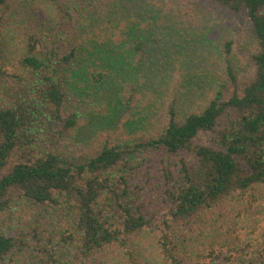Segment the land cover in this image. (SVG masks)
I'll return each mask as SVG.
<instances>
[{
	"label": "trees",
	"instance_id": "trees-1",
	"mask_svg": "<svg viewBox=\"0 0 264 264\" xmlns=\"http://www.w3.org/2000/svg\"><path fill=\"white\" fill-rule=\"evenodd\" d=\"M179 63L205 71L177 97L165 88L151 128L100 127ZM113 76L110 100L86 102ZM260 204L264 0H0V264H206L194 251L218 257L214 241ZM207 228L195 250L188 230ZM258 233L221 264H264Z\"/></svg>",
	"mask_w": 264,
	"mask_h": 264
},
{
	"label": "rangeland",
	"instance_id": "rangeland-1",
	"mask_svg": "<svg viewBox=\"0 0 264 264\" xmlns=\"http://www.w3.org/2000/svg\"><path fill=\"white\" fill-rule=\"evenodd\" d=\"M229 24L233 27V34L232 37L234 39H236V45L235 47H233V52H234V56L232 55V60L234 61V65H236V69L237 70H243L245 69L247 63H248V58H247V50L244 47H239V39L242 37V33L239 29H236L235 25H233L232 21H229ZM235 28V29H234ZM206 28L205 26L202 27L200 29V32L205 31ZM218 27H216V29H214L211 32V38L215 39L218 38ZM114 57H117V59L122 58L125 56V58H122L121 61H124L125 63V67H127V60H128V55L127 54H121L119 53V51H117L116 53H114ZM236 56V57H235ZM153 59H155V61L159 62L165 59V53L163 50V45H161L158 49L157 52H155L153 54ZM149 62V61H146ZM211 62L213 63V65H216L213 60H211ZM210 62V63H211ZM180 64V63H179ZM108 66V65H107ZM158 66L155 64V67ZM188 66H176L173 68H176L174 71L176 72L175 77H172L171 80L167 83L166 86L161 85V83L159 85L157 84H150L149 81H147L146 84L141 85L139 87H137V84L135 85L134 83V97H133V102L131 103V107L127 108V106H124L121 113L118 115V117L116 118V120L113 118V121H104L100 127L103 129H108L111 128L110 130H104L107 132L112 133L114 136H125L122 132V130L126 129V127L128 128H132L134 129L135 127L137 128L138 131H142L144 130V127H141V117H144L145 115L148 116L147 118H149L147 125V128H151V126H153L156 121H158V113H159V109L162 106L161 100L163 98H165L167 96V94H169L168 91H165V88L167 87V89L172 90L171 92L174 94L177 92V90L179 91L178 94L176 95V97L180 94H184L186 89V86H190V84H188L186 81L189 80L192 82L193 79H195L197 76V74H200L202 72L205 71V67H204V71H198L197 73H193V75L195 76L193 79H190L189 77L192 75H188L189 69L187 70ZM190 68V67H189ZM208 68V67H207ZM191 69V68H190ZM210 71H214V69L212 67H210ZM126 72V71H125ZM216 73V72H215ZM120 76L121 73L119 72ZM109 79L111 80H107L105 81L103 84L100 85L99 88H94L92 93L88 95L86 102L92 100V99H97L98 101H105V100H110L111 98V88L112 87H116L118 85L117 80L118 78L116 77H110ZM117 79V80H115ZM199 78H197L198 80ZM131 81L136 82V79H131ZM140 82V81H139ZM195 82V81H193ZM195 87V86H193ZM125 89H128V87H124ZM187 88V87H186ZM207 89H205L206 92ZM168 92V93H167ZM171 93V94H172ZM172 94V95H173ZM128 95V92H127ZM116 99V98H115ZM89 103V102H88ZM139 116V119L137 121H134L135 117ZM105 120V119H104ZM145 120V119H144ZM126 121H128V123H126ZM124 122L126 123V125L124 124ZM140 122V123H138ZM138 123L136 126L135 124ZM149 124V125H148ZM152 124V125H151ZM101 131V130H100ZM77 138L80 140H84L85 136H79V137H75V140L77 141ZM18 201H20V199H18ZM263 208V205L260 204L258 209L261 210ZM245 220V221H244ZM257 226L258 229L255 230V232H252V226ZM225 229V226H224ZM264 209L257 212L256 214H250L248 213V216L246 217V219H241V218H235V222H234V226L232 228H230L229 232L227 231V234L230 235L229 239L226 240V242H229L226 246H223L222 248L220 246H218V244L214 241L213 249L217 251H220V255L217 257L214 255H210L209 250L206 249L202 252L201 256H197L195 253H198L197 251H194V253L192 254V258L195 261H205L206 264H221L223 262L222 257L224 256V254H226L227 249L228 250H238L239 247L242 246V243H248L251 244V248L254 249V247L256 246L257 242H259L261 240L260 238V233L258 232H264ZM210 230L207 228L202 234H198L199 231L196 232H190L188 230L187 232V236L188 239H190L189 241V245L191 247H194L195 250H198V248L201 249V247L206 245V241L210 238L209 232ZM221 231H218L217 233H220ZM208 235V236H207ZM205 237V238H204ZM200 238H204L202 241L200 240ZM180 239V237H179ZM238 240L237 244H234V242ZM234 244V245H233ZM147 250H149V247H146ZM215 252V254H216ZM145 260V258L143 259ZM121 264H126V263H121ZM160 264H167L165 262H162Z\"/></svg>",
	"mask_w": 264,
	"mask_h": 264
}]
</instances>
